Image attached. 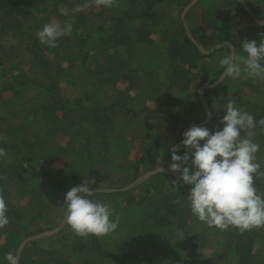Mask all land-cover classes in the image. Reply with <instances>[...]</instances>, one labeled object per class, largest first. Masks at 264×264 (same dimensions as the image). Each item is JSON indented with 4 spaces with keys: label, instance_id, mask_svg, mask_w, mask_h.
I'll list each match as a JSON object with an SVG mask.
<instances>
[{
    "label": "crops",
    "instance_id": "1",
    "mask_svg": "<svg viewBox=\"0 0 264 264\" xmlns=\"http://www.w3.org/2000/svg\"><path fill=\"white\" fill-rule=\"evenodd\" d=\"M12 10L0 16V195L9 217L0 261L11 253L18 264H264V227L199 221L191 186H175L179 173L169 171L183 133L222 127L229 102L264 119V78L242 63L232 78L219 63L246 55V39L259 44L264 0H114L110 8L21 0ZM51 22L72 25L55 47L37 38ZM248 131L260 145L254 186L264 197V126L241 135ZM82 180L118 221L107 236L57 224L70 183ZM44 203L53 214L43 215Z\"/></svg>",
    "mask_w": 264,
    "mask_h": 264
},
{
    "label": "clouds",
    "instance_id": "2",
    "mask_svg": "<svg viewBox=\"0 0 264 264\" xmlns=\"http://www.w3.org/2000/svg\"><path fill=\"white\" fill-rule=\"evenodd\" d=\"M99 3L110 8L114 0H99ZM71 32V24L62 28L51 22L44 25L37 38L42 44L55 47L58 38ZM258 35L261 37L259 44L256 40L243 41L242 51L246 55L238 57L233 51L220 59L226 76L240 77L242 63L249 77L264 78V33ZM220 124L222 127L214 131L193 125L183 133L181 144L171 148L169 171L179 173L172 183L191 186L188 195L191 212L210 227L224 230L231 226L240 231L264 227V197L257 194L254 186V174L260 169L255 154L260 145L250 139L254 135L252 131L247 132L249 138L241 135L242 130L254 129L257 124L264 126V119L256 122L253 116L229 102ZM181 147L186 149L183 155L177 154ZM6 155L5 149L0 148V157ZM94 196V190L86 182L65 194V219L78 236L104 237L118 227V221L112 219L110 204ZM7 209L4 196L0 195V228L9 224ZM4 261L18 264L11 253L5 255Z\"/></svg>",
    "mask_w": 264,
    "mask_h": 264
},
{
    "label": "rangeland",
    "instance_id": "3",
    "mask_svg": "<svg viewBox=\"0 0 264 264\" xmlns=\"http://www.w3.org/2000/svg\"><path fill=\"white\" fill-rule=\"evenodd\" d=\"M13 10H14V8H13ZM12 10V11H13ZM4 12H6V11H4ZM4 12H1V14L3 15V13ZM1 14H0V16H1ZM0 98H1V94H0ZM86 176V175H85ZM82 179H83V176H82ZM83 182H86V184H87V186L89 187L90 186V182L89 181H83L82 180V182L81 183H83ZM81 183H78V181H75V182H72V183H70L71 185L73 184L74 186H78V185H80ZM65 185V187L67 186V182H65L64 183ZM32 185V186H31ZM64 187V188H65ZM29 188H31V189H37V186H35V184H32V183H30V185H29ZM44 207H45V211H48V212H44V214L43 215H45V214H48V213H51V214H53V212H51V210H55L56 208H55V206H50L49 204L47 205V204H45L44 203ZM113 216V215H112ZM60 221L57 223L58 225L60 224V223H63V222H65L66 220H65V214H60ZM63 219V220H62ZM65 220V221H64ZM203 264H205V263H203ZM210 264V263H209ZM222 264V263H221ZM226 264H228V263H226Z\"/></svg>",
    "mask_w": 264,
    "mask_h": 264
},
{
    "label": "trees",
    "instance_id": "4",
    "mask_svg": "<svg viewBox=\"0 0 264 264\" xmlns=\"http://www.w3.org/2000/svg\"><path fill=\"white\" fill-rule=\"evenodd\" d=\"M21 0H0V14L1 12L11 11Z\"/></svg>",
    "mask_w": 264,
    "mask_h": 264
}]
</instances>
